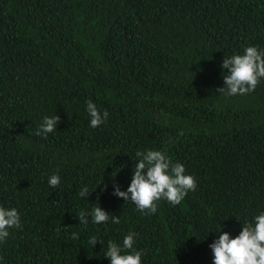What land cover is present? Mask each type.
Listing matches in <instances>:
<instances>
[{
    "label": "trees",
    "instance_id": "trees-1",
    "mask_svg": "<svg viewBox=\"0 0 264 264\" xmlns=\"http://www.w3.org/2000/svg\"><path fill=\"white\" fill-rule=\"evenodd\" d=\"M247 46L264 50V0H0V206L22 225L0 264H109L107 242L129 231L141 264H212L221 225L234 238L264 212V79L217 91L224 56ZM89 100L109 114L97 128ZM54 115L56 130L36 135ZM147 150L197 187L145 215L113 184L125 191ZM95 205L110 219L79 224Z\"/></svg>",
    "mask_w": 264,
    "mask_h": 264
},
{
    "label": "clouds",
    "instance_id": "clouds-1",
    "mask_svg": "<svg viewBox=\"0 0 264 264\" xmlns=\"http://www.w3.org/2000/svg\"><path fill=\"white\" fill-rule=\"evenodd\" d=\"M221 69H227V74L223 75L224 86L217 89L219 94L246 95L254 91L260 80L264 79V50L247 46L242 54L224 56ZM86 111L90 117L91 128L99 127L109 115L106 110L101 112L91 100L86 102ZM59 123V116H45L35 134L46 138L48 133L56 130ZM135 155L136 162L129 186L121 191L119 185L113 184V195L125 202H133L140 212L145 215L156 213L157 202L161 199L174 206L179 205L189 191H195L197 185L194 177L185 174L183 164L173 162L164 152L137 151ZM59 183L58 174H53L48 179L51 187H57ZM91 193L85 186L78 195L86 199ZM89 215L95 224L106 223L110 219L108 212L95 205L91 213L81 210L76 215L79 224L87 226ZM111 221L113 224L120 223L119 217L114 215L111 216ZM21 227L20 215L16 209L0 206V242L6 241L9 229ZM222 227L223 224L217 238L209 244L212 264H264V212L255 216L252 222L246 221L234 238L228 232H222ZM136 236L138 233L129 231L124 236L122 245L111 240L107 242L105 258L109 260V264H141L143 252L134 249ZM78 238V233L73 232L72 239ZM98 241L102 244V241L92 236L88 242L94 246Z\"/></svg>",
    "mask_w": 264,
    "mask_h": 264
}]
</instances>
